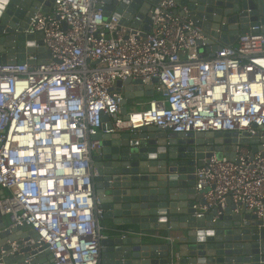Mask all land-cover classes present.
<instances>
[{
	"label": "built area",
	"instance_id": "2783aa9c",
	"mask_svg": "<svg viewBox=\"0 0 264 264\" xmlns=\"http://www.w3.org/2000/svg\"><path fill=\"white\" fill-rule=\"evenodd\" d=\"M105 7L103 0H55L25 31L42 34L50 57L26 53L0 63V215L8 218L0 264L5 257L11 264H102L107 234L93 160L100 132L154 125L256 138L257 151L253 143L222 144V157L212 151L196 168L204 204L195 208L218 209V219L231 201L234 214L249 210L264 222V32L240 34L213 51L211 37L175 0L148 11L149 31L140 16L123 24ZM128 78L153 86L146 109L123 112L116 85ZM19 227L4 244L1 235Z\"/></svg>",
	"mask_w": 264,
	"mask_h": 264
},
{
	"label": "water",
	"instance_id": "95a60500",
	"mask_svg": "<svg viewBox=\"0 0 264 264\" xmlns=\"http://www.w3.org/2000/svg\"><path fill=\"white\" fill-rule=\"evenodd\" d=\"M103 1L106 15L115 12L123 24L138 15L145 20L144 30L149 31L151 21L146 15L160 0ZM175 1L179 11H187L211 37L213 51L234 44L240 34L264 32V0ZM54 2L0 0V63L23 61L26 53L50 57L42 34L25 31L31 17L36 12L50 13ZM116 89L124 92L123 112L130 98L154 96L152 85L143 86L131 78L118 81ZM97 138L101 148L93 160L98 171L96 195L103 210L99 216L110 222L107 238L101 241L102 264H264V222L256 215L249 210L234 214L236 204L231 201L218 219V209L199 212L195 208L204 204L195 189L196 168L212 151L222 157V144L253 143L252 149L257 151L256 138L246 134L238 138L237 132L173 133L154 125L100 132ZM4 221L0 215V228ZM21 231V227L13 230L16 234L7 230L1 235L3 243L8 237L16 239ZM12 261L5 257L7 264Z\"/></svg>",
	"mask_w": 264,
	"mask_h": 264
},
{
	"label": "rangeland",
	"instance_id": "374dc122",
	"mask_svg": "<svg viewBox=\"0 0 264 264\" xmlns=\"http://www.w3.org/2000/svg\"><path fill=\"white\" fill-rule=\"evenodd\" d=\"M150 98L148 97H134L130 98L129 102L127 104V110H133L134 108L136 110H144L149 105ZM137 103H141L140 105H137ZM6 223H8V218L5 219ZM105 220H101V225L104 227Z\"/></svg>",
	"mask_w": 264,
	"mask_h": 264
},
{
	"label": "crops",
	"instance_id": "0c3cea01",
	"mask_svg": "<svg viewBox=\"0 0 264 264\" xmlns=\"http://www.w3.org/2000/svg\"><path fill=\"white\" fill-rule=\"evenodd\" d=\"M109 226H110V222H108L107 220H105L104 228H109Z\"/></svg>",
	"mask_w": 264,
	"mask_h": 264
},
{
	"label": "trees",
	"instance_id": "16d2710c",
	"mask_svg": "<svg viewBox=\"0 0 264 264\" xmlns=\"http://www.w3.org/2000/svg\"><path fill=\"white\" fill-rule=\"evenodd\" d=\"M104 232L107 234L108 233V229L104 228Z\"/></svg>",
	"mask_w": 264,
	"mask_h": 264
}]
</instances>
